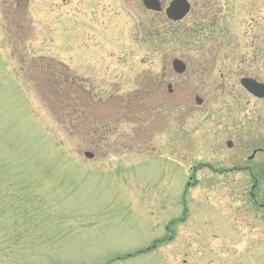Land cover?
<instances>
[{
	"label": "rangeland",
	"instance_id": "374dc122",
	"mask_svg": "<svg viewBox=\"0 0 264 264\" xmlns=\"http://www.w3.org/2000/svg\"><path fill=\"white\" fill-rule=\"evenodd\" d=\"M120 3L0 0V264H264V227L234 178L190 182L193 160L213 159L200 156L208 123L182 128L140 101L159 38ZM229 17L241 39L264 37V20ZM174 37L168 52L187 40Z\"/></svg>",
	"mask_w": 264,
	"mask_h": 264
},
{
	"label": "flooded vegetation",
	"instance_id": "af4514ba",
	"mask_svg": "<svg viewBox=\"0 0 264 264\" xmlns=\"http://www.w3.org/2000/svg\"><path fill=\"white\" fill-rule=\"evenodd\" d=\"M174 1L158 0L157 9H149L144 0H121L117 5L125 11L150 14L151 20L146 17L145 21L139 19V23L144 25V30L149 22V34L159 38L154 55L160 65V74L148 84L141 77L136 92L140 94V101L148 103L150 100L160 109L166 107V116L174 119L178 126L184 124L183 120L195 123L201 119L208 123V132L203 138L207 150L200 156L213 159L193 160L188 168L192 173L190 182L193 180L194 185L203 186L207 183L203 179L208 177H233L234 187L247 195L246 199L264 227V96L249 94L241 85L242 78H249L264 87V37L255 34L248 41V38L241 39L237 28L233 31L226 20L228 16L237 19L245 14L250 16L252 23H258L259 19L264 20V10L257 7L256 0H233L235 4L232 5L231 0H184L189 12L182 20L174 21L167 14ZM178 29L187 36L185 45L182 42L177 45H181L178 53L184 48L187 50L185 55H176L177 47L170 52L165 47L164 38H172L175 42L174 34ZM177 60L185 67L181 73L174 68ZM236 77H239V85L226 84ZM75 85L83 90L78 79ZM237 88L250 97L251 101L247 100L248 105L252 104L249 111L241 100L233 99L236 97L232 93ZM212 103H217L213 109L209 108ZM151 111L156 113V108L142 111L145 118ZM193 143L190 141L191 150L195 151ZM203 172L210 175L198 177ZM208 181L210 186L215 183Z\"/></svg>",
	"mask_w": 264,
	"mask_h": 264
},
{
	"label": "water",
	"instance_id": "95a60500",
	"mask_svg": "<svg viewBox=\"0 0 264 264\" xmlns=\"http://www.w3.org/2000/svg\"><path fill=\"white\" fill-rule=\"evenodd\" d=\"M145 5L149 9H157L158 7V0H144ZM189 12V5L184 0H175L170 8L167 11L168 16L170 19L174 21L182 20L187 13ZM174 68L177 72H183L185 67L180 63L179 60L174 62ZM241 85L246 89L250 94L257 95L259 97L264 96V87L258 85L255 81L249 78H244L241 80ZM85 156L87 158H93L92 154L86 153Z\"/></svg>",
	"mask_w": 264,
	"mask_h": 264
},
{
	"label": "trees",
	"instance_id": "16d2710c",
	"mask_svg": "<svg viewBox=\"0 0 264 264\" xmlns=\"http://www.w3.org/2000/svg\"><path fill=\"white\" fill-rule=\"evenodd\" d=\"M77 83V81L74 82V84Z\"/></svg>",
	"mask_w": 264,
	"mask_h": 264
}]
</instances>
